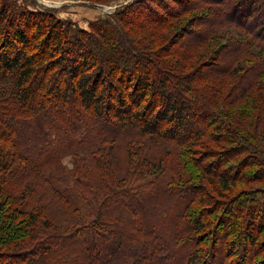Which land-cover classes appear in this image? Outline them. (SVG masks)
I'll use <instances>...</instances> for the list:
<instances>
[{"label":"trees","instance_id":"1","mask_svg":"<svg viewBox=\"0 0 264 264\" xmlns=\"http://www.w3.org/2000/svg\"><path fill=\"white\" fill-rule=\"evenodd\" d=\"M29 3L0 0V264H264V0Z\"/></svg>","mask_w":264,"mask_h":264},{"label":"rangeland","instance_id":"2","mask_svg":"<svg viewBox=\"0 0 264 264\" xmlns=\"http://www.w3.org/2000/svg\"><path fill=\"white\" fill-rule=\"evenodd\" d=\"M132 0H29V6L32 9H38V10H51L53 11L57 16L69 19L76 24H79L80 26L88 28V25L91 21H93L96 18L107 16L112 14L119 6L128 3ZM17 2H22V0H17ZM262 3L261 1L258 2V5L256 8H259ZM262 9V6L259 8ZM258 11V9H257ZM184 21V20H182ZM177 25L181 24V21H176ZM177 25L172 26L171 28L164 31L163 35L160 36V40L162 41L166 37L168 38L169 35H173L176 33ZM232 30L229 27H226L225 29H220L216 31L214 40H211L210 45H215L219 42L224 41L227 39L228 36L233 35L236 36L234 31H227ZM175 32V33H174ZM159 40V41H160ZM182 42H179L177 46L179 47ZM209 45V46H210ZM213 47H207L203 46L200 49L197 50V54L193 57L192 61L195 64L198 60L200 61L202 58L205 57L207 53H210V50H212ZM230 49L227 50L226 59H229V57H232L230 55ZM192 61H190V65L192 64ZM189 65L188 69L191 67ZM212 147H215V145L211 142H209ZM64 164L67 167L71 166V163L69 161V158H64ZM254 184L251 185V183H248L247 185L240 184V186H237L238 188H264V183L260 181L253 182ZM65 217V216H64Z\"/></svg>","mask_w":264,"mask_h":264}]
</instances>
